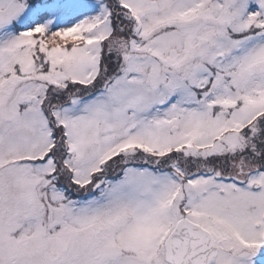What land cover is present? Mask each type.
Masks as SVG:
<instances>
[{
  "label": "snow or ice",
  "instance_id": "snow-or-ice-1",
  "mask_svg": "<svg viewBox=\"0 0 264 264\" xmlns=\"http://www.w3.org/2000/svg\"><path fill=\"white\" fill-rule=\"evenodd\" d=\"M0 264H264V0H0Z\"/></svg>",
  "mask_w": 264,
  "mask_h": 264
}]
</instances>
